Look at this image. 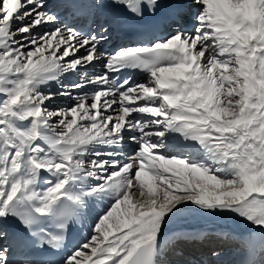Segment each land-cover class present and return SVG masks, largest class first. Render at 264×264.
<instances>
[{
	"label": "snow or ice",
	"instance_id": "6c2138e0",
	"mask_svg": "<svg viewBox=\"0 0 264 264\" xmlns=\"http://www.w3.org/2000/svg\"><path fill=\"white\" fill-rule=\"evenodd\" d=\"M0 264H264V0H0Z\"/></svg>",
	"mask_w": 264,
	"mask_h": 264
},
{
	"label": "bare ground",
	"instance_id": "6f19581e",
	"mask_svg": "<svg viewBox=\"0 0 264 264\" xmlns=\"http://www.w3.org/2000/svg\"><path fill=\"white\" fill-rule=\"evenodd\" d=\"M135 79H137L138 81H143L144 77L142 74H136L135 75ZM59 100L56 101V104L58 103ZM67 104H70L71 101H69L68 99L65 100ZM62 102V101H61ZM63 103V102H62ZM190 223L198 228L201 229H211L215 226V222L211 219H191ZM236 232L239 233H244L246 230L245 225L243 224H232L230 225ZM226 247H230V246H234L233 244H227L225 245Z\"/></svg>",
	"mask_w": 264,
	"mask_h": 264
},
{
	"label": "rangeland",
	"instance_id": "374dc122",
	"mask_svg": "<svg viewBox=\"0 0 264 264\" xmlns=\"http://www.w3.org/2000/svg\"><path fill=\"white\" fill-rule=\"evenodd\" d=\"M59 101H58V103L56 104V105H54V106H64V105H68L67 103H66V98H60V99H58ZM63 103H62V102Z\"/></svg>",
	"mask_w": 264,
	"mask_h": 264
}]
</instances>
